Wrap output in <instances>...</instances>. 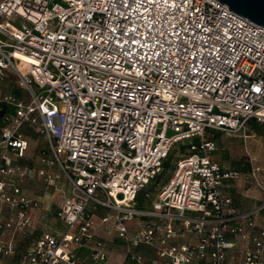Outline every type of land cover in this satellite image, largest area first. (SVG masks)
Here are the masks:
<instances>
[{
  "label": "built area",
  "instance_id": "built-area-1",
  "mask_svg": "<svg viewBox=\"0 0 264 264\" xmlns=\"http://www.w3.org/2000/svg\"><path fill=\"white\" fill-rule=\"evenodd\" d=\"M5 72L28 101L3 99L14 116L1 140L21 148L17 128L37 126L69 184L57 211L66 232L42 234L19 264H77L73 248L111 230L128 249L152 248V264H264L257 169L248 177L262 201L239 213L225 189L241 173L211 158L205 139L264 127V27L216 0H0ZM182 143L187 154L138 208ZM90 259L112 264L100 241Z\"/></svg>",
  "mask_w": 264,
  "mask_h": 264
},
{
  "label": "rangeland",
  "instance_id": "rangeland-1",
  "mask_svg": "<svg viewBox=\"0 0 264 264\" xmlns=\"http://www.w3.org/2000/svg\"><path fill=\"white\" fill-rule=\"evenodd\" d=\"M5 97L28 101L11 72L0 75V110L4 107L0 116V136L3 130L11 128L14 116V107L3 101ZM38 129L28 123L17 128V134L24 143L21 148L7 147L0 138V264H19L21 256L42 234L51 233L60 238L67 230L58 219L57 211L69 184L49 151L46 137ZM172 134L168 132L167 136ZM205 139L215 143L211 158L225 168L237 169L246 179V183L234 186L233 192L239 202L244 201L246 192L262 195L248 175L251 168L257 169V177L264 184V127L251 124L243 134L209 131ZM186 154L187 143L177 144L171 149L161 173L139 194L138 208L151 206L171 177L176 161ZM104 211L107 212L98 208L95 217ZM96 241L94 239L84 245L92 244V248ZM100 243L104 251V243Z\"/></svg>",
  "mask_w": 264,
  "mask_h": 264
},
{
  "label": "crops",
  "instance_id": "crops-1",
  "mask_svg": "<svg viewBox=\"0 0 264 264\" xmlns=\"http://www.w3.org/2000/svg\"><path fill=\"white\" fill-rule=\"evenodd\" d=\"M240 183H246V179H243L242 177L238 181L231 182L228 188L225 189V193L231 198L237 212L246 213L252 210L253 208H255L258 204H260V202L262 201V195L261 193L257 194L255 192H246L244 194L245 196L244 201L239 202L233 190H234V186ZM106 213L107 212L104 211V212H99L98 214L99 217H101ZM99 217H94L96 223L98 222ZM254 221L256 223L257 228H261L260 217L259 216L256 217ZM136 228H137V222L130 223L128 225L129 233L133 234ZM95 240L104 243V251L107 254L108 260L112 264H136L135 260L133 259L134 257L133 255L135 253H140L142 255V259L145 261V264H152L155 258L154 250L148 246L141 245L137 249L134 248L128 249L126 247V244L120 240L116 232L113 230L109 232L98 231L97 235L95 236ZM91 246L92 244L73 248L72 251L73 258L74 260H76L77 264H96L92 262L90 259Z\"/></svg>",
  "mask_w": 264,
  "mask_h": 264
},
{
  "label": "water",
  "instance_id": "water-1",
  "mask_svg": "<svg viewBox=\"0 0 264 264\" xmlns=\"http://www.w3.org/2000/svg\"><path fill=\"white\" fill-rule=\"evenodd\" d=\"M231 12L264 27V0H216Z\"/></svg>",
  "mask_w": 264,
  "mask_h": 264
},
{
  "label": "trees",
  "instance_id": "trees-1",
  "mask_svg": "<svg viewBox=\"0 0 264 264\" xmlns=\"http://www.w3.org/2000/svg\"><path fill=\"white\" fill-rule=\"evenodd\" d=\"M3 110H4V107H2V109L0 110V116H1V114L3 113ZM164 164H165V162H164ZM163 167H164V165H163ZM142 191H143V190H142ZM142 191H141V192H142ZM141 192H140V193H141ZM140 193H139V194H140ZM138 196H139V195H138ZM137 198H138V197H137ZM140 208H143V207L140 206Z\"/></svg>",
  "mask_w": 264,
  "mask_h": 264
},
{
  "label": "bare ground",
  "instance_id": "bare-ground-1",
  "mask_svg": "<svg viewBox=\"0 0 264 264\" xmlns=\"http://www.w3.org/2000/svg\"><path fill=\"white\" fill-rule=\"evenodd\" d=\"M22 60H25L26 61V59H24V58H22Z\"/></svg>",
  "mask_w": 264,
  "mask_h": 264
}]
</instances>
